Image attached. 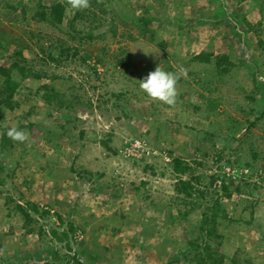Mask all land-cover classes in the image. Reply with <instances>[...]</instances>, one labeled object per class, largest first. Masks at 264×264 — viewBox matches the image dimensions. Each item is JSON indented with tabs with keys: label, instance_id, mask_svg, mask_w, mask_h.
<instances>
[{
	"label": "rangeland",
	"instance_id": "obj_1",
	"mask_svg": "<svg viewBox=\"0 0 264 264\" xmlns=\"http://www.w3.org/2000/svg\"><path fill=\"white\" fill-rule=\"evenodd\" d=\"M157 66L171 105L140 87ZM82 252L264 264V0H0V264Z\"/></svg>",
	"mask_w": 264,
	"mask_h": 264
},
{
	"label": "clouds",
	"instance_id": "obj_2",
	"mask_svg": "<svg viewBox=\"0 0 264 264\" xmlns=\"http://www.w3.org/2000/svg\"><path fill=\"white\" fill-rule=\"evenodd\" d=\"M70 3L75 9L88 7V0H70ZM139 81L140 87L151 99L169 105L175 102L177 77L174 73L157 66L154 71L149 72L146 77ZM7 134L16 140L23 141L26 139V133L17 128L10 129Z\"/></svg>",
	"mask_w": 264,
	"mask_h": 264
},
{
	"label": "trees",
	"instance_id": "obj_3",
	"mask_svg": "<svg viewBox=\"0 0 264 264\" xmlns=\"http://www.w3.org/2000/svg\"><path fill=\"white\" fill-rule=\"evenodd\" d=\"M57 9H59V13H61L63 11V8L58 5L57 6ZM58 12V11H57ZM56 10L54 11L55 15H58L59 13H57ZM10 85L9 82L6 83V86ZM101 144L103 145V147L105 149H107L108 151H112L111 148L108 147V144L104 143V142H101ZM172 169L173 171L176 173V174H186L189 170H190V164H188V162H185V160L181 159V158H173L172 159ZM197 180V179H196ZM192 186L191 184H189V182H186V181H182V180H179L176 184H175V190L178 192V193H184L186 194L187 196H190L189 194V189H191ZM223 189V192H225V194L227 195L228 192H227V188L226 186H223L222 187ZM31 207V211L35 214L38 213V207L36 205L34 206H30ZM18 210L22 213V215L25 217V218H28L29 217V214L27 211H25L21 206H18L17 207ZM207 217V216H205ZM205 219V218H204ZM215 219V217L213 218ZM208 218H206L204 221H203V227L201 228L202 231H206V233L211 236V232L206 230L205 227H206V224H208ZM73 232V227L71 226V228L68 230V231H63V232H58L56 230H52L51 231V237L53 239H55L57 242L59 243H62L65 245L66 249L68 251H71V245H70V239H69V236L70 234ZM83 255L86 256L88 262L90 263H96L97 261H95L94 258H92L91 256H89L86 252H82ZM76 264H80V263H77Z\"/></svg>",
	"mask_w": 264,
	"mask_h": 264
}]
</instances>
